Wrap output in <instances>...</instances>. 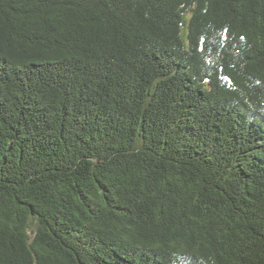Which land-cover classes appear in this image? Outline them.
<instances>
[{"label": "trees", "instance_id": "1", "mask_svg": "<svg viewBox=\"0 0 264 264\" xmlns=\"http://www.w3.org/2000/svg\"><path fill=\"white\" fill-rule=\"evenodd\" d=\"M0 264H264V0H0Z\"/></svg>", "mask_w": 264, "mask_h": 264}, {"label": "rangeland", "instance_id": "2", "mask_svg": "<svg viewBox=\"0 0 264 264\" xmlns=\"http://www.w3.org/2000/svg\"><path fill=\"white\" fill-rule=\"evenodd\" d=\"M182 32H184L183 34H182V36L184 37V35H185V31H184V29H182ZM184 42H185V45H186V41L184 40Z\"/></svg>", "mask_w": 264, "mask_h": 264}]
</instances>
